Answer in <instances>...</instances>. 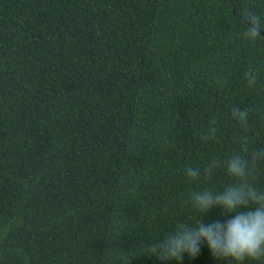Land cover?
Masks as SVG:
<instances>
[{"label":"trees","instance_id":"1","mask_svg":"<svg viewBox=\"0 0 264 264\" xmlns=\"http://www.w3.org/2000/svg\"><path fill=\"white\" fill-rule=\"evenodd\" d=\"M264 0H0V264H264Z\"/></svg>","mask_w":264,"mask_h":264},{"label":"water","instance_id":"2","mask_svg":"<svg viewBox=\"0 0 264 264\" xmlns=\"http://www.w3.org/2000/svg\"><path fill=\"white\" fill-rule=\"evenodd\" d=\"M254 28L260 35H262L264 37V31L263 30H260V29H258L256 27H254Z\"/></svg>","mask_w":264,"mask_h":264}]
</instances>
